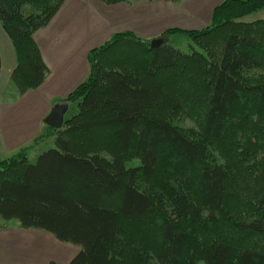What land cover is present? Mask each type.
I'll list each match as a JSON object with an SVG mask.
<instances>
[{
  "label": "trees",
  "instance_id": "trees-1",
  "mask_svg": "<svg viewBox=\"0 0 264 264\" xmlns=\"http://www.w3.org/2000/svg\"><path fill=\"white\" fill-rule=\"evenodd\" d=\"M64 1L0 0L20 93L47 75L33 33ZM260 9L223 0L160 46L124 30L89 49L57 101L76 111L0 160V217L78 245L65 264H264V20H241Z\"/></svg>",
  "mask_w": 264,
  "mask_h": 264
},
{
  "label": "crops",
  "instance_id": "crops-1",
  "mask_svg": "<svg viewBox=\"0 0 264 264\" xmlns=\"http://www.w3.org/2000/svg\"><path fill=\"white\" fill-rule=\"evenodd\" d=\"M221 1L127 0L105 4L100 0H65L48 24L33 33L48 69L37 88L23 93L16 87L6 90L15 59L4 67L0 56V160L29 145L44 131L43 118L52 105L86 78L89 49L106 41L113 32L129 30L150 40L167 28H202L209 23L213 7ZM38 242H43L41 237ZM54 246L58 249L57 243ZM71 248L59 254L47 252L41 260L47 257L45 264L50 261L65 264L79 250L78 246ZM64 255L66 260L61 259Z\"/></svg>",
  "mask_w": 264,
  "mask_h": 264
},
{
  "label": "rangeland",
  "instance_id": "rangeland-1",
  "mask_svg": "<svg viewBox=\"0 0 264 264\" xmlns=\"http://www.w3.org/2000/svg\"><path fill=\"white\" fill-rule=\"evenodd\" d=\"M255 18H264V9H260L256 12L244 16L241 20L248 21ZM167 43L176 49L188 52L189 38L183 33L170 34L167 38ZM193 45V44H192ZM0 56L3 59L4 67H7V63L15 59L14 51L8 36L0 25ZM6 69L4 70V73ZM15 89V85L10 82L5 88ZM76 111L74 105H71L65 112L64 116L69 117ZM186 126L192 125L189 120L183 121ZM54 146L53 137H44L39 143L33 146L28 154V160L34 162L36 157L43 151ZM139 163L138 159H134L131 162H127L126 166H133ZM40 237L43 242H38ZM35 243L39 244V247L34 248ZM47 245H46V244ZM57 243L58 249L54 246ZM78 246L71 242L60 241L54 237V235L46 230L38 228H24L21 227L17 219H4L0 217V264H45L47 257L42 261L41 257L47 252L53 254H59L64 249ZM79 247V246H78ZM72 249V248H71ZM74 250V249H72ZM65 256V255H64ZM66 256L61 258L66 260ZM52 260V259H49ZM196 264H206L203 261H197Z\"/></svg>",
  "mask_w": 264,
  "mask_h": 264
},
{
  "label": "water",
  "instance_id": "water-1",
  "mask_svg": "<svg viewBox=\"0 0 264 264\" xmlns=\"http://www.w3.org/2000/svg\"><path fill=\"white\" fill-rule=\"evenodd\" d=\"M164 42L161 37H155L149 40L150 47L160 46ZM68 109L67 104L55 103L50 108L49 112L44 116L43 123L49 127L58 129L62 126L64 114Z\"/></svg>",
  "mask_w": 264,
  "mask_h": 264
}]
</instances>
